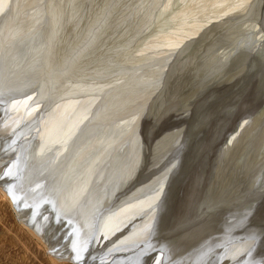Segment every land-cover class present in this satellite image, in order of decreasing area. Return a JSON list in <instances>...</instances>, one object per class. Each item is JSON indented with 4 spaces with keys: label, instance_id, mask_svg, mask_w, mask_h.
<instances>
[{
    "label": "bare ground",
    "instance_id": "6f19581e",
    "mask_svg": "<svg viewBox=\"0 0 264 264\" xmlns=\"http://www.w3.org/2000/svg\"><path fill=\"white\" fill-rule=\"evenodd\" d=\"M1 13L4 14L0 18V87H20L35 79L65 98H84L80 103L66 101L57 107L41 133V144L53 147L59 144L68 128L77 125L75 114L81 108L91 107L94 103L85 107L90 101L100 102L87 139L70 146L73 136L67 141L65 157L59 161L56 175L61 203L75 205L89 199L79 208L81 215L96 196V188L105 181L102 178L108 179L109 171L112 181L123 182L139 167L145 175L159 164L169 132L155 141L144 161L140 151L143 127L138 122L141 114L154 119L155 125L164 121L161 119L169 112L180 110L187 114L204 86L222 83L223 76L233 70L232 62H237L234 54L248 45L244 39L247 35L261 31L264 45V0H0ZM175 50L180 52L172 58L169 53ZM259 56L264 58V49L254 52L245 65L234 67L237 77L244 74L239 86L243 84L241 87L246 89L234 96L229 106L235 107L248 95L247 111L255 128L244 137L240 127L230 140L228 155H235L233 160L237 163L226 170L225 176L232 175L233 183L238 166L243 165L241 173L255 166L260 170L263 160L264 151L252 145L264 125V88L254 87ZM169 59L171 64L166 66ZM179 84L188 87L185 92L181 90L182 98L176 88ZM130 128L134 135H129ZM7 134L8 127L0 128V198L20 218L21 229L41 245L44 263L98 264L92 254L79 259L81 251L71 252L66 243L52 244L44 239L37 233L36 223H30L29 214H25L27 208L17 207L9 190L14 178L10 174L12 168L8 167L12 162L9 158L17 151L3 155ZM44 160L45 157L41 158L39 167ZM50 166L46 161L40 172ZM225 176L221 180H228ZM149 180L144 177L126 190L127 195L118 200L121 203L107 211L103 228L100 225L96 238H92L96 247L119 241V230L114 229L122 216L147 202L148 197L141 198L144 194L141 190L149 186ZM84 218L80 216L76 222L81 225ZM100 235H104L101 241ZM107 237L110 239L105 243ZM263 242H255V248H263ZM241 252L242 249L238 250ZM232 254L221 264H231L235 259ZM109 257L102 264L114 256Z\"/></svg>",
    "mask_w": 264,
    "mask_h": 264
},
{
    "label": "water",
    "instance_id": "95a60500",
    "mask_svg": "<svg viewBox=\"0 0 264 264\" xmlns=\"http://www.w3.org/2000/svg\"><path fill=\"white\" fill-rule=\"evenodd\" d=\"M260 32L244 38L249 47L245 45L236 50L234 59L237 62H232L233 70L228 78L224 75L222 83L204 86L195 102L192 101L194 105L187 109V114L180 110L173 114L169 112L158 125L148 115L141 114L138 122L143 127L140 151L144 161L155 141L164 132H169L159 164L145 175L139 167L123 182L112 181V171H109L108 179L102 178L105 181L96 188V196L85 207L83 215L79 208L89 199L84 198L75 205H65L58 199L59 187L55 184L59 177L56 175L59 174V161L65 157L67 143L62 139L53 147L40 141L41 133L57 107L66 101L80 103L84 98H65L62 93L48 90L35 79L20 87H0V128L8 127L3 155L17 151L8 160H12L8 167L12 168L10 174L14 178L9 183V190L17 207L20 210L27 208L25 214H29L30 223H36V229L52 244L66 243L71 252L81 251L79 259L92 254L98 264L109 256H114L110 264H221V261L229 260L227 256L232 252L235 259L231 264H264V242L263 248H255V242L264 241V153L260 170L255 166L254 170L241 173L243 165L238 166L234 183L232 175L225 176L226 170H231L237 163L233 160L235 155H228L233 134L241 127L240 133L247 137L255 128L247 111L250 105L248 95L241 100L238 97L240 101L235 107L230 108L228 102L246 89L241 87L243 84L239 86L244 74L237 77L236 69L238 64L245 65L254 52L264 49ZM179 52L170 51L169 55L174 58ZM256 61L259 62V72L254 87L259 90L264 88V58L259 56ZM170 64L169 59L165 65ZM232 72L236 73L234 79L230 75ZM180 84L176 88L182 98L180 93L187 91L188 87ZM90 103L94 104L88 107ZM97 104L100 102L90 101L86 110L81 108V112L75 114L76 134L69 146L87 139L94 126L92 118ZM262 119L264 122V116ZM252 145L254 149L264 151V125ZM43 157L44 163L39 167ZM46 161L52 166L40 172ZM15 162L17 166H14ZM224 176L228 180H221ZM144 177L151 182L141 190L144 191L141 198L146 200L148 197L147 202L122 216L125 220L114 229L115 232L119 230L118 242L106 243L110 239L107 237L106 245L96 247L92 238H96L95 232L104 224L107 211L112 210L126 190H131ZM231 183L234 185L228 187ZM114 190L119 192L118 196ZM80 216H85L81 225L80 221L76 222ZM103 237L100 235V241ZM240 249L242 252L238 253Z\"/></svg>",
    "mask_w": 264,
    "mask_h": 264
},
{
    "label": "rangeland",
    "instance_id": "374dc122",
    "mask_svg": "<svg viewBox=\"0 0 264 264\" xmlns=\"http://www.w3.org/2000/svg\"><path fill=\"white\" fill-rule=\"evenodd\" d=\"M1 199L0 264H45L41 245L35 239H32L33 237L29 233L21 229L22 227L18 224L21 221L20 218L15 216ZM37 233L46 239L41 232L38 231ZM109 262L108 260V264H110Z\"/></svg>",
    "mask_w": 264,
    "mask_h": 264
},
{
    "label": "snow or ice",
    "instance_id": "6c2138e0",
    "mask_svg": "<svg viewBox=\"0 0 264 264\" xmlns=\"http://www.w3.org/2000/svg\"><path fill=\"white\" fill-rule=\"evenodd\" d=\"M29 99H31V98L29 97ZM135 119H136V116H133V117H132V121H135ZM122 123H126V122H123V121H122ZM76 127H77V125H71V126L68 128L67 132L64 134V143H67V141H68L69 139H71V137L74 136V135L76 134V133H75V129H76ZM134 134H135L134 131L130 128V129H129V135H134ZM160 188H161V189L163 188V184L160 185Z\"/></svg>",
    "mask_w": 264,
    "mask_h": 264
}]
</instances>
